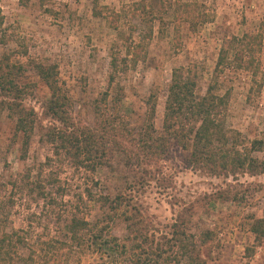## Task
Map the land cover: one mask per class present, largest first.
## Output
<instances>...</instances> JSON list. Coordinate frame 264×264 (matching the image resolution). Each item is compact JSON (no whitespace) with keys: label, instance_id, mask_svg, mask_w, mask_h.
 <instances>
[{"label":"rangeland","instance_id":"1","mask_svg":"<svg viewBox=\"0 0 264 264\" xmlns=\"http://www.w3.org/2000/svg\"><path fill=\"white\" fill-rule=\"evenodd\" d=\"M140 1L101 0L104 15L96 17L92 0H0V60L8 56L12 63L28 69L31 61L58 66L59 82L71 100L75 122L93 126L95 103L108 89L112 52L117 50L125 56L122 36L138 41L145 31L132 13V6ZM157 1L164 3L167 11L163 21H152L148 59L118 77L116 85L123 89V99L119 107L111 105L110 109L119 113L131 129L139 130L147 99L155 94V125L160 134L173 71L184 68L196 75L199 93L204 96L215 77L221 51L229 50L232 61L233 40L260 32L264 0ZM185 6L193 7L192 14ZM112 13L121 16L118 30L106 17ZM259 59L260 73L255 80L229 65L219 75L218 93L229 94L226 127L232 141L250 151L253 142H261L260 151L252 155L264 162V44ZM22 84L28 86L26 104L36 110L38 121L28 158L22 161L14 120L8 112L0 118V232L29 230V217L37 214L30 229L31 243L38 251L35 264H130L132 248L138 241L128 226L135 218L138 228L151 224L150 235L156 233L158 247L164 251L171 245L172 225L177 222L180 230L194 235L199 244L205 231L212 232L201 248L207 264H264V240L257 242L251 232L254 219L264 218V175L210 177L186 169L183 161L188 153L177 146H172L168 161L146 167V177L142 170L125 166L124 158L114 153L110 165L94 173L78 170L69 162L62 164L44 137L52 125L46 114L49 91L31 70L24 74ZM48 158L54 159L52 167L44 166ZM50 171L70 188V195L64 198L68 206H63L64 214L80 207L86 220L102 230V238L81 254L75 248H59L47 262L43 258L45 243L66 241L63 225L40 218L45 214L44 202H33L12 184L28 173L35 181L41 172L45 178ZM86 189L96 198L101 194L125 196L131 205L108 222V209L89 201ZM80 194L84 202L78 201ZM22 253L28 257L30 251Z\"/></svg>","mask_w":264,"mask_h":264},{"label":"trees","instance_id":"2","mask_svg":"<svg viewBox=\"0 0 264 264\" xmlns=\"http://www.w3.org/2000/svg\"><path fill=\"white\" fill-rule=\"evenodd\" d=\"M147 1L141 0L132 6L133 17L145 30H142L139 40L131 41V38L122 36V39H125V56L117 50L111 54L108 89L102 99L95 103L93 126L75 122L71 100L59 82L58 66L31 61L27 64L30 66L28 69L23 64L12 63L8 56L0 60V118L8 112L14 120L16 136L21 143L20 159L25 161L28 158L38 121L36 110L26 104L28 86L22 84L24 74L31 70L50 94L46 102V114L52 120V125L47 128L44 137L53 147L56 160L62 164L69 162L78 170L84 169L94 173L99 168L110 165L109 160L114 153L124 158L125 166L142 170L146 177L148 175L146 167L158 166L168 161L172 146H177L188 153V157L183 161L186 169L219 179L235 178L241 174L264 175V162L252 155L253 151H260L262 143L253 142L251 148L253 151H250L238 142L232 141L226 127L229 94L218 93L219 75L231 64L236 69L251 74L254 80L259 75V54L264 44V24L258 34H247L233 40L235 55L232 61L229 59V50L221 51L215 77L204 96L199 93L196 75L184 68L173 71L160 134H157L155 125L158 101L155 94H151L147 99L146 113L139 130L131 129L119 113L110 109L111 105L116 109L122 103L123 89L119 84L116 85L118 77L137 68L141 62L148 59L147 48L153 38V22L156 19L163 21V15L167 11L161 1ZM92 2L94 15L102 17L104 8L101 6V0ZM185 9L187 13L192 14L193 7L185 6ZM106 17L111 21V25L115 24L114 29L118 30L121 16L112 13ZM2 25L3 20H0V26ZM178 34L179 29H176L177 40ZM106 102H109L108 107ZM53 162V158H48L44 166L50 167ZM42 175L41 172L36 180L32 181L28 173L12 185L21 195L31 197L33 202H44L45 214L43 212L40 218L44 216L48 223L63 225L66 241L45 243L46 251L43 258L48 262L59 248L72 251L75 248L81 254L85 249L98 245V240L102 238L99 236L102 235V230H98L97 224H91L86 220L80 207L71 209L69 214H64L68 207L64 198L70 195L68 185L66 186L54 172L50 171L45 178ZM85 191L89 201H96L104 209H108L105 217L108 222L114 221L123 208L126 207V211L131 205V200L128 201L122 195L112 197L101 194L96 198L90 189ZM77 199L84 202V195L80 194ZM48 206L49 210L46 209ZM63 206L65 209L62 210ZM29 218V230L0 232V264L36 263L38 251L31 243L30 229L38 217L37 214H31ZM132 221L128 227L136 234L138 243L132 248L133 258L129 260L130 264H173L175 261L177 263L183 261L185 264H207L201 248L211 239L212 232L205 231L199 244L194 235L180 230L179 224L175 222L172 225L171 245L164 251L158 247L160 244L156 241L158 240L156 233L150 235L148 229V226L151 227L150 223L143 227L144 231L143 228H138L136 218ZM95 230H98V235ZM251 232L257 242L264 240V218L254 219ZM24 250L30 251L28 257L23 255ZM168 253L175 255L174 258L166 257Z\"/></svg>","mask_w":264,"mask_h":264}]
</instances>
